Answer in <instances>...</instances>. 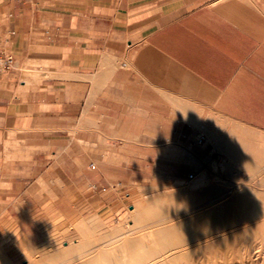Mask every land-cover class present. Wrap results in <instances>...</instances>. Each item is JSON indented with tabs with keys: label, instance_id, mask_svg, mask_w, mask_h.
<instances>
[{
	"label": "crops",
	"instance_id": "0c3cea01",
	"mask_svg": "<svg viewBox=\"0 0 264 264\" xmlns=\"http://www.w3.org/2000/svg\"><path fill=\"white\" fill-rule=\"evenodd\" d=\"M0 50L17 59L0 72L7 237L71 213L72 174L77 192L89 182L71 144L89 127L103 183L119 181L103 159L170 164L216 120L264 144V0H0Z\"/></svg>",
	"mask_w": 264,
	"mask_h": 264
},
{
	"label": "rangeland",
	"instance_id": "374dc122",
	"mask_svg": "<svg viewBox=\"0 0 264 264\" xmlns=\"http://www.w3.org/2000/svg\"><path fill=\"white\" fill-rule=\"evenodd\" d=\"M216 123L221 125L200 128L194 143L188 144L189 152L185 153L188 157L171 160L170 164L162 159L145 160L120 156L114 160L103 159L104 162L117 163L114 176L119 181L112 183L98 182L101 169L97 161L101 160L97 158L101 151L94 142L96 129L89 127L87 137L92 142L77 140L71 144L76 156L72 161L77 165L85 162L89 177L86 189L77 192L74 183L78 182L79 175L72 174L71 213L66 216L52 215L47 221L34 223L39 225L40 230L34 232L32 240L16 231L7 237L0 230V264H162L177 252L185 253L192 248L198 249L194 264H264V226L246 242L238 238L231 251L223 253L218 247H212L211 250L201 247L206 240L215 241L221 235L230 234L241 227L243 229L244 225L246 228L263 219L256 214L257 217L252 215L246 222L224 231L197 235L199 220L207 216L208 210L216 207L219 202L208 204L209 206L207 203L216 201L224 190H230L228 196L237 192L254 200L256 207L264 206V144L257 143L254 151L247 150L246 143L236 138L239 127L222 120H216ZM79 131L80 128L73 129L72 135L77 137ZM202 135L206 140L200 142ZM242 156L247 161L241 159ZM93 164L96 165L95 168L92 167ZM104 173L103 175H112V169L104 168ZM191 174L207 175L210 183L206 187L215 188L216 198L213 195L208 202L198 201L192 198L194 189H189L188 193L182 191L189 178L191 179ZM200 188L203 190L205 186ZM48 193L52 197L53 192ZM154 200H158V206L160 203L162 206H152L151 202ZM182 202L189 204L184 205ZM161 207L174 213L159 221L162 218L159 213L163 211ZM41 219L46 217L41 216ZM188 220L191 225L186 231L183 223ZM5 225V222L0 223V228H5ZM163 226L172 228L169 233L172 243L169 247L161 246L157 237L158 230ZM246 234L243 232L240 236L244 237ZM240 245H247L246 249H239ZM131 247L135 250H130ZM148 248L159 251L155 250L154 254ZM15 249L19 252L14 253ZM148 251L150 253H146ZM57 255L64 258L52 259ZM97 260L101 263H97Z\"/></svg>",
	"mask_w": 264,
	"mask_h": 264
},
{
	"label": "bare ground",
	"instance_id": "6f19581e",
	"mask_svg": "<svg viewBox=\"0 0 264 264\" xmlns=\"http://www.w3.org/2000/svg\"><path fill=\"white\" fill-rule=\"evenodd\" d=\"M214 146V145H213ZM223 148V147H222ZM239 148V147H238ZM264 151V150H262ZM223 158V157H222ZM227 158V157H226ZM243 160L247 161L245 157L242 156ZM255 160V159H254ZM187 168V167H186ZM179 180V179H178ZM177 180V181H178ZM182 180V179H181ZM224 181V180H222ZM209 179L207 177V175H204V174H196L195 176H193L191 174V179L189 178V181L186 183V187L184 188V190H181L182 191H189V189H194V193L192 195V198L194 200H198V201H204V200H211V196L214 195L215 193V188H208L206 187L208 184H209ZM220 183H223V182H220ZM227 184V182H226ZM178 185V183H177ZM181 185V184H180ZM183 186V185H182ZM201 186H205V188L203 190H200ZM217 186V185H216ZM176 187V185H175ZM229 187V186H228ZM237 187V186H236ZM188 188V189H187ZM179 190V189H178ZM220 190V189H219ZM239 190V189H238ZM236 191V190H235ZM172 192V191H171ZM188 193V192H187ZM230 193V190H224L219 198L216 200V201H211V202H208L207 203V206H209L211 203L213 202H219L218 205L216 207H213L211 208L210 210H208V214L207 216H205L203 219H200L199 220V233H197V235H202V234H207L209 232H214V231H224L225 229H229V228H232L236 225H239V224H242V222H246L248 219H250V217L252 215H255V217H257L256 214L260 215L259 218H263V219H260V221H258V223L256 224H251L250 226L246 227L245 228V225H244V228L240 229L238 228V230H234V231H231L230 234H225V235H221L218 237L217 240H206V243L204 244H201V247L204 249V250H211L212 247H218L220 248V252H226L227 250L228 251H231L233 248H234V245H235V242L238 238H242L243 242H246L248 240H250L254 235L255 233L261 229L263 226H264V206L258 208L256 207V202L252 199H250L249 197H246L242 194H238L237 192L236 193H233L231 195L228 196V194ZM186 194V193H185ZM166 195V194H165ZM169 196V194L167 195ZM186 196V195H185ZM215 198H216V195H214ZM218 196V195H217ZM225 196H228V198H225ZM210 198V199H209ZM262 198L264 199V194L262 195ZM164 199V198H163ZM150 202V201H149ZM152 206H158V200H154ZM150 203V204H151ZM149 204V203H147ZM182 204L184 205H188L189 202H182ZM209 204V205H208ZM162 206V203L159 204V206ZM158 206V207H159ZM163 209V211L159 212L161 217L159 221H162L163 218H167L168 216L172 215L174 212L165 209V207H161ZM161 208L159 210H161ZM207 208V207H206ZM151 209V208H150ZM170 209V208H169ZM172 209V208H171ZM193 209V208H192ZM187 212V210H186ZM152 212H150L149 214H151ZM154 213H156L154 211ZM158 213V212H157ZM197 214V213H196ZM152 215V214H151ZM158 215V214H157ZM175 215V214H174ZM193 215V214H192ZM195 215V213H194ZM193 215V216H194ZM188 216V215H187ZM150 217V216H149ZM178 217V216H177ZM191 217V216H190ZM154 218V217H153ZM188 218V217H186ZM197 218V217H196ZM182 223V222H181ZM184 225V229L186 231H188L190 225H191V221L188 220V221H185L183 223ZM82 229V228H80ZM83 230V229H82ZM90 230V228H89ZM135 231V230H134ZM153 231V230H152ZM172 231V228L171 227H161L159 230H158V235L157 237L159 238L160 242H161V246L163 247H169V244L172 243V239L169 237V233ZM88 232V230H87ZM148 232V230H147ZM198 232V231H197ZM243 232L247 233L246 235H244V237H241L240 235L243 234ZM83 232H81L82 234ZM84 234V233H83ZM85 234H87L85 232ZM89 234V233H88ZM131 234V233H130ZM90 235V234H89ZM84 236V235H83ZM88 236V235H87ZM137 236V235H136ZM86 237V236H85ZM119 238V237H118ZM135 238V237H134ZM87 239V238H86ZM116 239V238H115ZM157 239V238H156ZM136 240V239H135ZM126 242V241H125ZM205 242V241H204ZM124 243V242H123ZM138 243V242H137ZM250 243V242H249ZM248 243V244H249ZM261 243V242H260ZM126 244V243H125ZM136 244V243H135ZM194 244V243H193ZM259 244V243H258ZM102 245V244H101ZM133 245V244H131ZM124 246V244H123ZM155 246V245H154ZM171 246V245H170ZM243 245H240L239 249H246V246L242 247ZM249 246V245H248ZM257 246V245H256ZM122 247V246H121ZM125 247V246H124ZM139 247V246H138ZM195 247V246H194ZM238 247V245H237ZM252 247V246H251ZM255 247V246H254ZM127 248V246H126ZM132 248V247H131ZM261 248V247H260ZM124 249V248H123ZM122 249V250H123ZM150 248H148L149 250ZM128 250V249H127ZM132 251V249H130ZM154 251L155 250H158L159 249H150L149 251ZM161 250V249H160ZM217 250V249H216ZM235 250V249H234ZM146 252V253H150V252ZM109 252V251H108ZM124 252V250H123ZM157 252V251H156ZM198 252V249L197 248H192L191 250H189L188 252H182L180 254H174L169 260H165V262L163 261L162 264H194V256L195 254ZM128 253V252H127ZM176 253V252H175ZM238 253V252H237ZM248 253V252H247ZM255 253V252H254ZM108 254V253H107ZM125 254V253H123ZM135 254V252H134ZM155 254V253H154ZM219 254V253H218ZM230 254V252H229ZM246 254V252H245ZM62 255V254H61ZM103 255V254H102ZM133 255V253L131 254ZM153 255V254H152ZM169 255V254H168ZM93 256V255H92ZM99 256V255H98ZM105 256V255H104ZM130 256V255H128ZM148 256H150L148 254ZM62 256H54L52 259H60ZM134 257V256H133ZM253 257V256H252ZM64 258V257H62ZM61 258V259H62ZM99 258V257H98ZM104 257H102L103 259ZM220 259V258H219ZM245 259V258H244ZM107 260V259H105ZM104 260V261H105ZM130 260V258H129ZM202 260V259H201ZM221 260V259H220ZM103 261V260H101ZM103 261V262H104ZM125 261V259L123 260ZM97 263H101L97 260ZM127 263V262H126ZM125 263V264H126ZM131 263V262H130ZM161 263V262H160ZM256 263V262H255ZM84 264H88L87 263H84ZM128 264V263H127ZM134 264V263H133Z\"/></svg>",
	"mask_w": 264,
	"mask_h": 264
},
{
	"label": "built area",
	"instance_id": "2783aa9c",
	"mask_svg": "<svg viewBox=\"0 0 264 264\" xmlns=\"http://www.w3.org/2000/svg\"><path fill=\"white\" fill-rule=\"evenodd\" d=\"M17 65V59L14 55L7 54L0 50V72L3 70H11ZM93 168L96 167L95 164L92 165Z\"/></svg>",
	"mask_w": 264,
	"mask_h": 264
}]
</instances>
